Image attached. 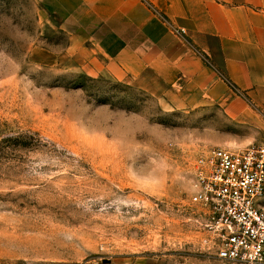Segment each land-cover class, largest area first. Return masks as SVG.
<instances>
[{"label": "rangeland", "instance_id": "obj_1", "mask_svg": "<svg viewBox=\"0 0 264 264\" xmlns=\"http://www.w3.org/2000/svg\"><path fill=\"white\" fill-rule=\"evenodd\" d=\"M39 8L0 0V264H200L195 159L264 126L81 73Z\"/></svg>", "mask_w": 264, "mask_h": 264}, {"label": "crops", "instance_id": "obj_2", "mask_svg": "<svg viewBox=\"0 0 264 264\" xmlns=\"http://www.w3.org/2000/svg\"><path fill=\"white\" fill-rule=\"evenodd\" d=\"M38 2L48 31L66 34L52 53L81 73L145 87L171 106L215 104L264 126V0Z\"/></svg>", "mask_w": 264, "mask_h": 264}, {"label": "built area", "instance_id": "obj_3", "mask_svg": "<svg viewBox=\"0 0 264 264\" xmlns=\"http://www.w3.org/2000/svg\"><path fill=\"white\" fill-rule=\"evenodd\" d=\"M264 143L213 146L194 162L190 202L199 243L225 262L264 261Z\"/></svg>", "mask_w": 264, "mask_h": 264}]
</instances>
